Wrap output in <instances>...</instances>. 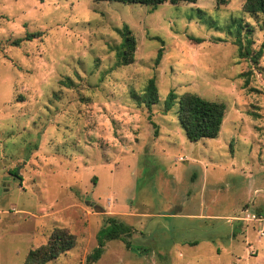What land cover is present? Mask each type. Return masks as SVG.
Masks as SVG:
<instances>
[{"label":"rangeland","instance_id":"1","mask_svg":"<svg viewBox=\"0 0 264 264\" xmlns=\"http://www.w3.org/2000/svg\"><path fill=\"white\" fill-rule=\"evenodd\" d=\"M243 3L0 0V264L56 229L74 247L47 264H264V17ZM185 94L224 105L216 138L187 140ZM107 216L133 248L87 263Z\"/></svg>","mask_w":264,"mask_h":264},{"label":"trees","instance_id":"2","mask_svg":"<svg viewBox=\"0 0 264 264\" xmlns=\"http://www.w3.org/2000/svg\"><path fill=\"white\" fill-rule=\"evenodd\" d=\"M96 3H119L126 5L147 6L156 9L160 5L168 3L170 5H178L181 3L193 4L196 0H93ZM243 11L249 14L261 15L264 17V0H244ZM122 43L120 49L116 52V65L127 66L133 62L135 52V38L131 31L124 26L120 32ZM39 33L29 34L25 40L38 38ZM20 40H15L11 45L18 46ZM264 48V46L262 47ZM162 49L157 53L156 62L161 58ZM253 61L256 59L252 58ZM245 74H243L244 76ZM143 102L149 106L157 102L156 88L154 81H148V85L144 91ZM174 94L170 92L165 101V109L168 110L173 103ZM225 114V107L221 103L205 100L194 94H185L179 104V124L184 131L185 137L190 142L198 140L214 139L217 137ZM16 174L14 170L12 172ZM18 180H21L19 176ZM259 216H264L262 212H258ZM132 236V228L119 222L117 219L107 216L104 218L100 230L96 234V247L87 257V263L97 262L104 250L106 242L121 241L126 248H133L130 242ZM74 247V237L64 229H56L53 231L45 245L29 251L23 264H47L58 258L61 254L71 250ZM138 250V249H137Z\"/></svg>","mask_w":264,"mask_h":264},{"label":"water","instance_id":"3","mask_svg":"<svg viewBox=\"0 0 264 264\" xmlns=\"http://www.w3.org/2000/svg\"><path fill=\"white\" fill-rule=\"evenodd\" d=\"M17 174H18V172H17Z\"/></svg>","mask_w":264,"mask_h":264}]
</instances>
